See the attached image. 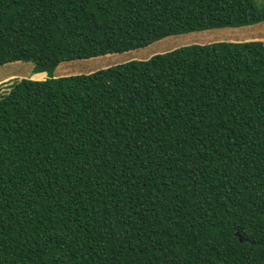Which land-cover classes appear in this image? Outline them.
<instances>
[{
  "label": "trees",
  "instance_id": "obj_1",
  "mask_svg": "<svg viewBox=\"0 0 264 264\" xmlns=\"http://www.w3.org/2000/svg\"><path fill=\"white\" fill-rule=\"evenodd\" d=\"M263 21L256 0H0V66L49 74L0 95V264H264V39L54 74Z\"/></svg>",
  "mask_w": 264,
  "mask_h": 264
},
{
  "label": "rangeland",
  "instance_id": "obj_2",
  "mask_svg": "<svg viewBox=\"0 0 264 264\" xmlns=\"http://www.w3.org/2000/svg\"><path fill=\"white\" fill-rule=\"evenodd\" d=\"M256 1L258 4L264 5V0ZM251 39H264V21L241 27H223L175 34L138 49L109 53L87 59L63 61L56 67L54 74L60 77L89 73L133 59H147L157 53L167 52L189 44H206L223 40L244 41ZM34 66L35 63L32 61H13L0 66V95L8 92L14 82L24 77L33 79H45L49 77L48 72L34 71ZM40 73H44V76L38 75Z\"/></svg>",
  "mask_w": 264,
  "mask_h": 264
},
{
  "label": "water",
  "instance_id": "obj_3",
  "mask_svg": "<svg viewBox=\"0 0 264 264\" xmlns=\"http://www.w3.org/2000/svg\"><path fill=\"white\" fill-rule=\"evenodd\" d=\"M241 240H242V237H241Z\"/></svg>",
  "mask_w": 264,
  "mask_h": 264
}]
</instances>
